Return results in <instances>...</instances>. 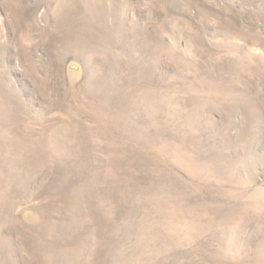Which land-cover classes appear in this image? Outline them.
<instances>
[{"label": "rangeland", "instance_id": "obj_1", "mask_svg": "<svg viewBox=\"0 0 264 264\" xmlns=\"http://www.w3.org/2000/svg\"><path fill=\"white\" fill-rule=\"evenodd\" d=\"M0 264H264V0H0Z\"/></svg>", "mask_w": 264, "mask_h": 264}]
</instances>
